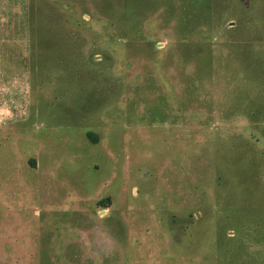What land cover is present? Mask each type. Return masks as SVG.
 <instances>
[{"label":"rangeland","instance_id":"rangeland-1","mask_svg":"<svg viewBox=\"0 0 264 264\" xmlns=\"http://www.w3.org/2000/svg\"><path fill=\"white\" fill-rule=\"evenodd\" d=\"M13 255L264 264V0H0Z\"/></svg>","mask_w":264,"mask_h":264},{"label":"crops","instance_id":"crops-1","mask_svg":"<svg viewBox=\"0 0 264 264\" xmlns=\"http://www.w3.org/2000/svg\"><path fill=\"white\" fill-rule=\"evenodd\" d=\"M19 264V258H15V256H11L10 258H0V264Z\"/></svg>","mask_w":264,"mask_h":264},{"label":"trees","instance_id":"trees-1","mask_svg":"<svg viewBox=\"0 0 264 264\" xmlns=\"http://www.w3.org/2000/svg\"><path fill=\"white\" fill-rule=\"evenodd\" d=\"M89 134H90V135H92V133H91V132H89Z\"/></svg>","mask_w":264,"mask_h":264}]
</instances>
